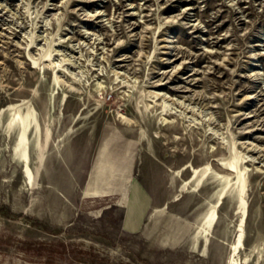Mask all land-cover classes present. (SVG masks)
<instances>
[{
  "label": "rangeland",
  "instance_id": "1",
  "mask_svg": "<svg viewBox=\"0 0 264 264\" xmlns=\"http://www.w3.org/2000/svg\"><path fill=\"white\" fill-rule=\"evenodd\" d=\"M0 264H264V0H0Z\"/></svg>",
  "mask_w": 264,
  "mask_h": 264
},
{
  "label": "bare ground",
  "instance_id": "2",
  "mask_svg": "<svg viewBox=\"0 0 264 264\" xmlns=\"http://www.w3.org/2000/svg\"><path fill=\"white\" fill-rule=\"evenodd\" d=\"M28 117H30V115H28ZM28 125H29V123L27 122L25 116L23 114H21L17 110L15 113L11 114V117L7 121V124H6V127H5L6 130L9 131V132L10 131L11 132L12 131H16L17 132V151H18V156L20 157V159L23 162H26L27 161V159L24 158V157H25V154H26V151H25L26 150L25 147H26V144H27L26 131L28 129ZM49 135H50V133H49ZM46 140H48V139H46ZM118 142H119L118 141V135L115 132L110 133L109 136H108V134H106V136L103 138V141L101 143V148H102L101 153H103V156L101 158L104 159V161H107L110 158L112 159L114 156H116V153H117L116 150H117ZM39 147L41 148V146H39ZM42 150H40V151H42ZM43 155H44V153L42 154V152L39 154V157L37 155V157L39 159V162L42 161ZM107 165L109 166V164H107ZM113 165H114V163H113ZM110 166H112V164ZM233 168H234L233 165L227 164L226 167H225V170L234 173V169ZM199 173H200L199 170H193V174H194L193 176L199 177L200 174H201V173L200 174ZM28 175H29V180H31V181L33 180V182H35L34 181L35 180L34 179V176L30 172H28ZM225 183H226L227 186L230 184L229 183V180L225 181ZM205 223H207L208 225H210L211 224V221L210 220H208V221L206 220Z\"/></svg>",
  "mask_w": 264,
  "mask_h": 264
},
{
  "label": "crops",
  "instance_id": "3",
  "mask_svg": "<svg viewBox=\"0 0 264 264\" xmlns=\"http://www.w3.org/2000/svg\"><path fill=\"white\" fill-rule=\"evenodd\" d=\"M133 160H134V157H133ZM133 160H132V162H131V164L128 166V169L126 170V172H124L125 173V176H126V178L124 177V179H122L121 181H119V184L121 185V186H123V185H125L127 182H128V179L130 178V171H131V167H132V163H133ZM94 164V163H93ZM94 167H95V170H94V172L92 173V175H91V178L93 179V182L95 183V185H94V187L93 188H91V190H88L87 192H86V196L87 195H99V194H101V192H99V187H101V186H99L100 185V182H99V177H100V168L99 167H96V165L94 164ZM119 173H120V175L122 174V175H124V173H122V167L121 168H119ZM106 173V172H105ZM89 188V187H88ZM119 189H121V187H119Z\"/></svg>",
  "mask_w": 264,
  "mask_h": 264
}]
</instances>
